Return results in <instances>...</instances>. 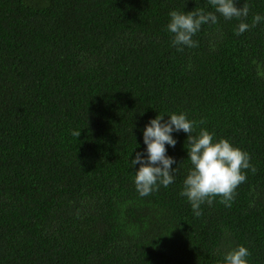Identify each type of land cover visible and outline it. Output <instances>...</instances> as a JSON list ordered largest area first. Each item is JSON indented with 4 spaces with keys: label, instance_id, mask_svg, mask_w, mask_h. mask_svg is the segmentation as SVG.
Listing matches in <instances>:
<instances>
[{
    "label": "trees",
    "instance_id": "obj_1",
    "mask_svg": "<svg viewBox=\"0 0 264 264\" xmlns=\"http://www.w3.org/2000/svg\"><path fill=\"white\" fill-rule=\"evenodd\" d=\"M246 2L264 17V0ZM208 0H0V264H264V20L216 13L177 51L171 10ZM185 113L249 153L231 207L179 195L187 133L165 145L174 182L140 196L143 130ZM206 123L199 124L200 120ZM80 131L77 137L74 132ZM180 164V165H179Z\"/></svg>",
    "mask_w": 264,
    "mask_h": 264
},
{
    "label": "clouds",
    "instance_id": "obj_2",
    "mask_svg": "<svg viewBox=\"0 0 264 264\" xmlns=\"http://www.w3.org/2000/svg\"><path fill=\"white\" fill-rule=\"evenodd\" d=\"M215 11H206L204 8H194L191 11L171 10L167 24V31L173 34L171 44L177 51H183L184 47H198V41L193 36L198 33L204 24H216V13L225 19L239 20L235 29L236 35H241L250 27H255L264 20L260 14H254L252 24L245 19L249 14V5L244 2L241 7L237 6L236 0H208ZM158 114L150 119L143 130V140L146 145L145 152H136L135 157L130 159L133 166L139 165L135 171L134 183L140 196H148L159 190V186L167 188L174 182V173L178 170L172 168L176 163L173 157L167 155L165 145L175 147L176 140L172 136L173 131L187 133L184 147L187 150L191 167L183 180V188L179 195L184 196L191 204L195 216H201V205H212L214 199L219 197V202L226 207H231L235 199L236 189L247 180L245 170L257 172L255 165L251 164L248 152L234 146L228 139H214L213 133L201 127L194 134L196 122L189 120L185 113ZM206 120L201 119L203 125ZM77 137L80 131L74 132ZM180 165V164H179ZM250 251L244 245L227 251L224 259L219 264H249L247 257Z\"/></svg>",
    "mask_w": 264,
    "mask_h": 264
}]
</instances>
